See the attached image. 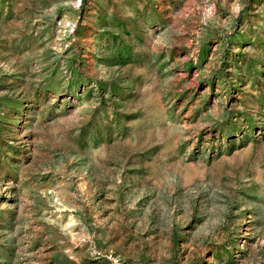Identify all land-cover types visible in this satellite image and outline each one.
Here are the masks:
<instances>
[{"label": "rangeland", "instance_id": "obj_1", "mask_svg": "<svg viewBox=\"0 0 264 264\" xmlns=\"http://www.w3.org/2000/svg\"><path fill=\"white\" fill-rule=\"evenodd\" d=\"M0 264H264V0H0Z\"/></svg>", "mask_w": 264, "mask_h": 264}]
</instances>
